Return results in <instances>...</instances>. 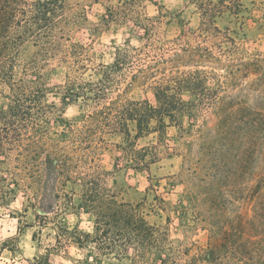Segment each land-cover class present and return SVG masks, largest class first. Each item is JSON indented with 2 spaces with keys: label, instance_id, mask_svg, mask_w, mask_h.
Wrapping results in <instances>:
<instances>
[{
  "label": "trees",
  "instance_id": "16d2710c",
  "mask_svg": "<svg viewBox=\"0 0 264 264\" xmlns=\"http://www.w3.org/2000/svg\"><path fill=\"white\" fill-rule=\"evenodd\" d=\"M142 2L119 0L108 8L110 19L138 14L136 22L142 24L136 10ZM248 3L264 14V0H188L199 27L192 36L167 47L157 39L160 21L145 19L146 44L118 49L110 67L100 61L92 44L76 39L77 33L90 30L94 35L95 29L88 28L92 24L86 9L72 0H0V94H8V105L0 109V210L11 211L22 195L24 212L36 211L43 227L55 215L59 219L58 252L98 241L104 255L124 254L133 264L232 263L224 256L223 245L236 235L213 225L212 255L196 251L192 256L183 245L176 246L167 231L152 226L137 207L106 191L100 171L91 181L86 170L95 161L90 159V151L106 144L110 135L121 137L120 147L129 162L148 169L160 155L138 156L137 141L154 135L158 144L147 151L169 146L168 131L173 126L181 128L182 115L198 121L193 137L202 148L221 146V162L230 157L243 159L248 140L256 151L262 147L264 96L258 95L253 106L246 91L264 72V54L246 53L236 33L219 26L226 16L245 25ZM210 59L224 67L218 85L225 95L185 100V92L213 90L208 85L209 73L199 68ZM52 61L67 69L66 83L59 88L62 105L49 98L53 89L47 75ZM190 63L199 69L181 70ZM138 92L151 94L155 103L149 97L137 100ZM71 105L79 107V119L57 132V127L66 124V107ZM203 115L211 121L213 115L217 117L216 129L208 128L204 121L199 123ZM77 196L79 209L95 219L96 237L65 224L62 215L76 209ZM258 208L254 220L240 218L241 237H255L249 234L252 227L264 226V208ZM131 249L136 253L133 258ZM241 252L238 264H263L256 257L258 250ZM28 263L55 264L51 253Z\"/></svg>",
  "mask_w": 264,
  "mask_h": 264
},
{
  "label": "rangeland",
  "instance_id": "374dc122",
  "mask_svg": "<svg viewBox=\"0 0 264 264\" xmlns=\"http://www.w3.org/2000/svg\"><path fill=\"white\" fill-rule=\"evenodd\" d=\"M118 2L119 0H72L73 4L86 9L92 24L88 28L95 29L94 35L90 30L77 33L76 39L92 44L100 61L110 67L115 63L118 49L128 45L141 48L146 44L142 26L147 23L145 19L161 22L158 25L157 39L159 45L164 47L171 46L172 42L184 36H192L200 24L198 16L193 13L194 6L189 7L188 0H143L136 7L143 20L142 24L136 22L138 14L129 19L123 16L110 19L108 8L118 5ZM248 5L250 12L245 14V25L226 16L219 22V26L223 30L229 28L234 31L246 53L264 54V14L251 9L250 3ZM160 13L167 17L162 18ZM193 64H187L189 66L181 67V70L201 68L208 72L211 77L208 85L213 90L205 92L207 95L199 91L185 92L183 98L194 101L205 96L223 97L225 94L218 85L225 75L221 62L211 60L199 68L193 67ZM66 77V67L59 61H52L47 75L48 83L53 89L49 98L59 105H62L59 88L65 85ZM255 78L258 80L246 91L253 106H256L258 95L264 96V72ZM136 97L137 100L149 97L155 103L151 94L143 95L138 92ZM7 105L8 94L4 91L0 94V109ZM66 108V124L57 127V132L63 131L65 125L80 117L77 105ZM180 118L181 128L173 126L168 131L171 139L168 141L169 146L162 144L158 149L147 151L150 146L158 144L154 135L137 141L135 149L138 156L143 157L152 152L160 155L159 160L148 169H139L138 165L129 162L120 147L121 137L110 135L106 137V144L90 151V159L95 161L87 164L90 167L86 170L87 177L92 181L97 176L95 172L100 171L106 191L116 195L119 201L137 207L152 226L167 231L175 245H183L182 248L192 256L196 251L212 255L214 248L210 245L211 228L215 225L236 235L223 245L224 256L232 259L230 264L239 263L243 253L241 251L253 250L259 251L256 257L261 258L264 264V226L252 227L249 234L255 237L250 238L241 237L237 226L241 217L248 216L254 220L258 206L264 208V142L256 151L252 141L248 140L245 142L246 153L243 159L230 157L221 162V146L215 144L202 148L193 137L196 132L194 123L197 124L198 121L194 122L187 115ZM216 120L215 115L212 116V121L203 115L199 123L204 121L208 128L214 130ZM238 151L240 152L239 148ZM80 189L78 188V193ZM74 202L76 209L62 215L65 224L71 230L79 228L95 236V219L87 211L79 209L80 196ZM23 203L24 199L19 195L11 211L0 210L4 212L0 214V249H4L0 254V264H29V261L50 253L55 264H133L131 260L125 259L124 254L104 255L100 249L102 244L98 241L82 247L72 245L58 252L55 248L59 241L60 232L56 229L59 219L51 215L52 222L43 227V220L38 218L37 212L30 210L25 213ZM204 219L207 220L206 223L202 222ZM135 254L131 249L129 256L133 258Z\"/></svg>",
  "mask_w": 264,
  "mask_h": 264
}]
</instances>
